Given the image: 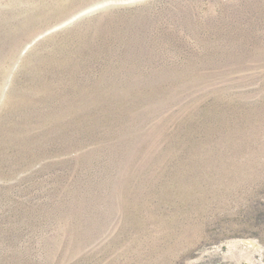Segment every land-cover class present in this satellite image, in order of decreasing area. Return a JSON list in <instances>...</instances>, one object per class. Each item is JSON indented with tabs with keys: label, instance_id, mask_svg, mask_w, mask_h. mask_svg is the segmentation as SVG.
<instances>
[{
	"label": "rangeland",
	"instance_id": "obj_1",
	"mask_svg": "<svg viewBox=\"0 0 264 264\" xmlns=\"http://www.w3.org/2000/svg\"><path fill=\"white\" fill-rule=\"evenodd\" d=\"M0 264H264V0H0Z\"/></svg>",
	"mask_w": 264,
	"mask_h": 264
}]
</instances>
